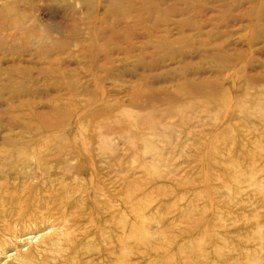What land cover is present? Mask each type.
I'll use <instances>...</instances> for the list:
<instances>
[{
    "label": "rangeland",
    "instance_id": "rangeland-1",
    "mask_svg": "<svg viewBox=\"0 0 264 264\" xmlns=\"http://www.w3.org/2000/svg\"><path fill=\"white\" fill-rule=\"evenodd\" d=\"M21 149L56 174L85 150L83 186L112 205L134 185L153 243L204 251L180 264H264V0H0V152ZM52 215L0 264L78 229Z\"/></svg>",
    "mask_w": 264,
    "mask_h": 264
},
{
    "label": "bare ground",
    "instance_id": "bare-ground-1",
    "mask_svg": "<svg viewBox=\"0 0 264 264\" xmlns=\"http://www.w3.org/2000/svg\"><path fill=\"white\" fill-rule=\"evenodd\" d=\"M29 152L41 154L25 149L15 154L0 152V247L12 240L21 227H31L36 221H47L53 217V212L59 214L62 222L71 220V223L78 225V229L70 226L63 235L39 237L32 249L20 253V258H28L25 264H84L81 256L85 253L97 255L94 263L90 264H180L179 253L192 259L194 255L204 252H197L189 245L172 251L169 247L175 240L171 238L153 243L154 237L146 230L147 218L132 214L134 205L131 204L130 195L134 193V185L130 184L128 191L123 192V207L112 205L110 196L102 200L104 195L97 188L84 187L89 183L86 174L90 160L85 150L76 149L80 165L74 168L70 161L75 156L62 155V163L57 166L61 171L59 174H56L55 167L50 168L42 163L43 158L39 154ZM69 180L77 184L66 182ZM74 191H84L87 201L83 203L72 199ZM78 208L79 212H72ZM78 231H84L86 236L79 235ZM209 234V231L201 232L202 237ZM185 235L177 234L176 237L190 242L191 239ZM199 244L195 240L194 245L200 247ZM35 247L39 250L35 251ZM220 252L221 248H218L217 254ZM156 255H163V259ZM249 258L250 261L255 260L254 256Z\"/></svg>",
    "mask_w": 264,
    "mask_h": 264
}]
</instances>
